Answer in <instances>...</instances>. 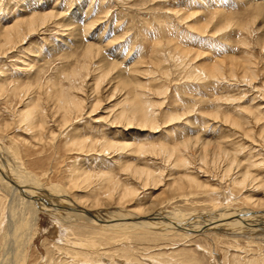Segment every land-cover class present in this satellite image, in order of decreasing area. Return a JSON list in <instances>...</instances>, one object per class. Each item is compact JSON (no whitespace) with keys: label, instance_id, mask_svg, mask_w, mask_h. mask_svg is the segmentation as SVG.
Instances as JSON below:
<instances>
[{"label":"rangeland","instance_id":"rangeland-1","mask_svg":"<svg viewBox=\"0 0 264 264\" xmlns=\"http://www.w3.org/2000/svg\"><path fill=\"white\" fill-rule=\"evenodd\" d=\"M37 14L50 19L0 48V146L26 170L63 186L86 209L102 200L105 208H120L115 213L171 210L213 220L233 209L264 211L253 203L264 198V0H0V38ZM82 80L85 95L74 90ZM68 96L84 99L85 107L64 123L56 106ZM140 96L155 110L146 126L120 118L142 105ZM30 99H40L45 113L24 121ZM207 141L239 148L244 168L223 177L225 161L215 167L211 147L207 163L201 158ZM111 143L116 147L101 150ZM133 167L158 184L139 181ZM242 169L251 182L233 181ZM186 175L200 186L173 185ZM1 186L0 264H264V231L231 233L224 222L196 231L122 230L57 222L44 210L33 228H18L15 241ZM115 186L135 192L106 200ZM9 239L15 243L7 253Z\"/></svg>","mask_w":264,"mask_h":264},{"label":"bare ground","instance_id":"bare-ground-1","mask_svg":"<svg viewBox=\"0 0 264 264\" xmlns=\"http://www.w3.org/2000/svg\"><path fill=\"white\" fill-rule=\"evenodd\" d=\"M49 19L50 18H49L48 14H46V15H38L37 14L35 16L29 17L26 20L18 21L15 24H13V25H11L9 27H6L5 30H4V34H3L4 36L2 38H0V48H4V47L7 48L12 43H14L17 38H20L22 35L27 36L30 32H32V31L36 30L37 28H39L40 25H43V24L47 23ZM90 53L92 54L93 52L90 51ZM214 68H213V70H214ZM79 79H81V78H79ZM133 79L136 81V83L138 85L141 84V83H139L140 79H138L136 77V75L133 76ZM83 80H82V84H81L80 88L79 89H77V88L75 89L74 88V90H77V91L80 90L85 95L86 94V90H85L86 83ZM72 86H75V85H73V83H72ZM139 95H141V94H139ZM140 97H139L138 100H140L142 102V105L140 107L138 106L139 110L136 108V111H131V110L130 111L123 110V112L120 111V112H122L120 114V118L123 121H127L129 123L137 120L138 122L143 123V125L146 126L147 124H149V121L154 122V119H155V112L154 111L155 110H153V108L151 107L152 105L150 104L149 100L145 99L146 98L145 96H144L145 98L144 97L140 98ZM29 103H30L29 104V108L24 110V112L21 111L25 115L24 117H22V118H25L24 121H28V120L32 121V119H34L35 116L38 115V112H37L38 110H40V112L42 111L43 113H45V110H43L41 107H39L38 103H40V99L39 100L37 99L34 103H33L32 99H30ZM31 104H32V106H30ZM34 104H36L37 106L34 105ZM84 104H85V100L84 99L80 100V98H78V96L73 97V98H70V96H68L65 99L59 98V104L56 106V109H58L59 111L60 110L64 111V113L63 112L62 113L64 114L63 121L65 123V122H68L72 118V116H73V114L75 112H78V113L79 112L80 113L83 112L82 110L85 107ZM43 115H40V117L42 118ZM20 116H22V114ZM36 117H38V116H36ZM60 118H62V117L60 116ZM43 119H45V118L43 117ZM230 120H232V119H230ZM40 121H42V125H44L43 120L41 119ZM45 121H46V119H45ZM60 122H62L61 119H60ZM232 122H233V120H232ZM234 123H237V122L234 121L233 124ZM27 126H28V124H27ZM37 126H39V125L36 124V128L38 129ZM237 126H239V125H237ZM31 127H33V126H31ZM45 127H46V124H45ZM235 127H236V125H235ZM36 128H35V130H37ZM250 128H253V127L250 126ZM263 129H264V127H263ZM42 130H43V128H42ZM37 131H39V130H37ZM244 133H246V132H244ZM40 135H41V132H40ZM39 138H41V137H39ZM251 138H253V137H251ZM208 142L209 141H207V143L204 145V150L205 151L203 150L204 153L201 154V156H202L201 158L206 162V160L208 159V154H207L208 151L207 150H208L209 147H211L212 148L211 151H212L213 156H214V158L212 159V164L215 167H218L219 166V164H217L218 160L224 159L223 161H225V165L223 167H225L224 170L225 169L226 170H225V173H224L223 177L224 176H232L233 172L236 171V170H234V168L235 169H238V167L239 168H244V164L243 163H245V161L243 162L238 157L239 148L233 149L231 151H226L227 148L223 149V146L220 145V143H217L218 145L215 144V145L218 146L217 147V146H213L214 144L208 143ZM0 143H1V141H0ZM10 143L11 142H9V144ZM83 144L86 145V143H83ZM116 145L117 144H115V143H111L109 146H106V148H105V146H102L101 150H102L103 147H104L103 149H110V147H116ZM127 145H125V146L127 147ZM188 145H189V143L187 142L185 144V146H188ZM94 146H92V147H94ZM120 146H122V145H120ZM120 148H122V147H120ZM81 149L83 150L84 148H81ZM81 149H80V151H81ZM142 150H145V149H142ZM168 151H169V149H168ZM178 152H180V150ZM17 153L19 154V152H17ZM170 154L171 155L173 154L172 151H171ZM18 157H19V155H18ZM203 160H201V161H203ZM250 160H251V158H250ZM181 161L184 162L185 164L187 162V161H183V160H181ZM252 162H253V160H252ZM257 163L261 164L258 161H257ZM253 164L254 163H252V164L248 163L246 165L253 166ZM133 169L135 171V173H133L134 176L137 175L139 181H141V182H142V180H144V184L145 185H147V184L157 185L158 184V182H155V177H151L150 173H148L147 170L142 169V167H138V168L137 167H133ZM242 171L243 172H241V174L239 176H237L236 178L232 177L233 181L237 180V179L239 180V178L242 177L241 180L243 179L242 180L243 182L244 181L251 182L253 180V178L251 177L250 172H248V169H242ZM221 176H222V173H221ZM257 179H258V176H257ZM1 181L3 183V186H1V187L4 188L3 190H5L8 193L9 197H10V201L8 202L7 209H8V212L10 214V218H9L10 226L13 229V234H14V240L15 241H16V238L19 237V236H17L19 234L17 230H20L18 228L19 227H24L26 229L33 228L35 226V224H36V219H37L38 214L41 211H44V210H46V211H48V212H50V213H52L54 215H57V218L55 220H57L59 218V221L61 220V221H64L65 223L72 224V223H75V222H79L81 220H89L91 222L94 221V223H99V224H101L104 227H114V228H118V229H122V230L123 229L126 230V229L141 228V227H150V228L153 227V229L156 228V229L162 230V231H166V230L170 231L169 230L170 229L169 226L170 225H174L175 228H179L181 230L190 231V229H191L192 231H196L195 229L197 227H199L198 228L199 230H202L203 229L202 226H204V228H206V227H211L212 228V226L215 227V225H216V227H218V225L220 226V223L224 222L225 225H228V226L230 225L231 227L233 226L231 228V230H230L231 233L232 232L234 233L235 231H237V233H238V230L241 231L242 229H245V231H246V229H248V231L250 230V231L254 232L253 230H257V228L264 231V211L263 212L261 211L262 213H257V212L255 213L253 210H249V209H233V214H231V215L230 214L229 215L228 214L227 215H221L219 217L218 216L217 217L214 216L215 218H217V220H213L212 219L213 216L212 217L209 216L208 218H205V217L204 218H200V217H198L199 214H196L194 212L193 213L190 212L191 214H187V213L185 214V213H182V212H175V211H171V210H160L158 212V214H155V215H152V216L148 215L147 217L136 215L135 212H132V211L128 212L127 214H124L125 212L123 213L122 211H121L122 213H115V212H112V211L116 210V211L119 212L120 208H116V209L113 208L114 210L113 209L110 210L108 208H105L103 206V201L102 200L95 202L94 207L93 208L91 207V209L82 208L79 205H77V203L72 199L73 197L71 198L69 196V193H67L66 189L63 186H61L59 184H55V183L46 184V183L41 182L39 180L38 176H36L33 173H31L30 171L26 170V168L24 167V164L22 162H20L19 160H17L15 158V156H11L10 154H8L2 146H0V182ZM175 183L173 184L174 186H181V187L183 185H185V184H197V185L199 184L198 181L195 178H192V177H190L188 175H186V176H178L177 178H175ZM5 185H7L8 187L5 186ZM198 186H200V184ZM262 186L264 187V184H262ZM203 187H205V186H203ZM117 188L118 187L115 186L112 191H109V193H106L105 199L109 201L110 199H114L115 197H117V198H120V200H122L125 196L131 195V194H133V192H135L134 188L132 189L130 187L125 188L123 191L117 190ZM92 202H94V201H92ZM253 203L256 204L257 206L258 205H263L264 206V198H262L260 200L259 199L258 200L255 199V201H253ZM83 206H85V205H83ZM151 208L153 209L152 206H150L149 209L147 208L148 209L147 212H149L151 210ZM139 211L143 212L145 210H139ZM24 215L25 216L27 215V217L24 218L23 217ZM232 216H234V218ZM201 219H203L204 221L205 220H210L211 222L210 223L207 222V224L204 223V225H202L203 223L200 222ZM57 222H58V220H57ZM211 223H213V224H211ZM207 229H209V228H207ZM172 230H174V229L172 228ZM232 230H234V231H232ZM257 235H259V234H257ZM8 238H10V237H8ZM262 238H260V239H262ZM9 240H10L9 241L10 244L8 245L6 243L7 246H8V249H7L8 252L7 253L11 252L10 246L15 243L13 241V239H9ZM11 242H13V243H11ZM15 251H18V250H15ZM247 254H248V252H247ZM14 257H15V255H14ZM18 257H19V255H18ZM256 259H258L257 261H259L258 257ZM247 260H248V258H247ZM249 260H251V259H249ZM248 263H249V261H248Z\"/></svg>","mask_w":264,"mask_h":264}]
</instances>
